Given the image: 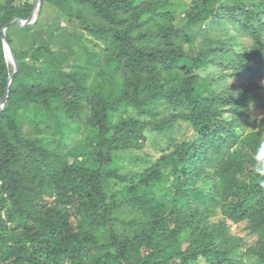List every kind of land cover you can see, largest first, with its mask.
Returning <instances> with one entry per match:
<instances>
[{
    "label": "trees",
    "instance_id": "trees-1",
    "mask_svg": "<svg viewBox=\"0 0 264 264\" xmlns=\"http://www.w3.org/2000/svg\"><path fill=\"white\" fill-rule=\"evenodd\" d=\"M33 4L0 0V98ZM44 5L81 33L40 38ZM5 34L0 264H264V0H42Z\"/></svg>",
    "mask_w": 264,
    "mask_h": 264
},
{
    "label": "rangeland",
    "instance_id": "rangeland-1",
    "mask_svg": "<svg viewBox=\"0 0 264 264\" xmlns=\"http://www.w3.org/2000/svg\"><path fill=\"white\" fill-rule=\"evenodd\" d=\"M31 1L34 2L35 0H31ZM42 16H43V19H41L40 24H39L40 26L39 30L41 31L40 38L42 39L45 38L49 34L48 33L49 27L53 30L52 31L54 33L53 35H55L53 39L56 41L63 39V36L70 32L81 33V30L77 27L76 23H72L70 25L67 24L66 30L59 31V29L56 26L57 23H59L61 26H66V22L63 19H61L58 16V13L55 11V9H53L49 5H44ZM181 18L182 17L180 16L179 19ZM82 32H83L84 37L92 38L91 36L87 35L85 31H82ZM73 37L77 39L76 36H72L70 37V40L73 41L74 43H77V41ZM23 39H24L23 37H20V38L16 37V41H15L16 45L24 44ZM93 39H94V42L92 41V43H90L89 45H91L90 47L92 48H97L93 46V44H99V42L98 40H96L95 37H93ZM245 42L249 43V40H245ZM53 43L54 42H52L51 45ZM24 46L26 45L24 44ZM9 62H10V59H9ZM249 80H253V78L246 77L242 80H236L233 77H228L225 80L221 81V83L222 84L228 83L230 87L235 88L240 84L241 81L243 82V84H246ZM262 83L263 85H262L261 92L263 94V97L259 100H256L251 105L243 107L242 115L244 117L245 125L248 129L254 126H257L259 123H262L264 125V80H262ZM127 112L131 114H136V111L131 110V109H128ZM162 114H167V113L164 112L163 110L162 113H159L155 117V119H158ZM117 117L118 115L115 116L114 120H117ZM150 117H151L150 115L146 116V118H150ZM179 134L182 135L180 131L177 132L175 129V131L173 132V135L179 136ZM262 134L264 135V131L262 132ZM163 140L164 139L162 138V136H157V134H154V133L152 134L148 133V139L146 140V145L144 147V150L138 151L137 153L143 155L144 151L145 152L147 151L151 153V155L156 156L159 150V147L163 145ZM226 223L229 226V232L232 235L243 238L245 246H250L255 242L256 237L249 233L247 229V222L242 221L239 223H233L230 220H226Z\"/></svg>",
    "mask_w": 264,
    "mask_h": 264
},
{
    "label": "water",
    "instance_id": "water-1",
    "mask_svg": "<svg viewBox=\"0 0 264 264\" xmlns=\"http://www.w3.org/2000/svg\"><path fill=\"white\" fill-rule=\"evenodd\" d=\"M41 2H42V0H35L34 1L33 9L31 11L30 15L26 19L14 18L9 23L5 24L1 30L2 47H3V51H4V55H5V60L7 62H9V59H10L9 63H11L13 66V72L8 77V82H7V85L5 88V92H4L3 96L0 98V108L3 107L4 103L6 102L9 84L11 82V79H12L14 73L17 71V68H18L17 61L14 57L12 49L10 48L8 42L6 41L5 31L9 25H12L15 23L19 24L20 26H25L27 24H31V23L35 22V20L38 17V14H39Z\"/></svg>",
    "mask_w": 264,
    "mask_h": 264
}]
</instances>
